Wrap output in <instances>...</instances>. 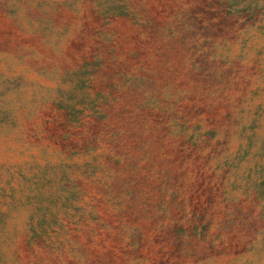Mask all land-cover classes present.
I'll return each mask as SVG.
<instances>
[{
  "label": "rangeland",
  "instance_id": "1",
  "mask_svg": "<svg viewBox=\"0 0 264 264\" xmlns=\"http://www.w3.org/2000/svg\"><path fill=\"white\" fill-rule=\"evenodd\" d=\"M0 264H264V0H0Z\"/></svg>",
  "mask_w": 264,
  "mask_h": 264
}]
</instances>
